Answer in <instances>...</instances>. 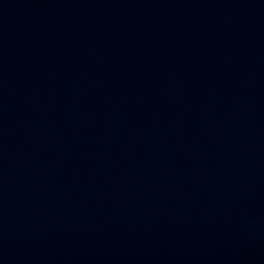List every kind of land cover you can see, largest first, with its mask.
Wrapping results in <instances>:
<instances>
[{
    "label": "water",
    "instance_id": "obj_1",
    "mask_svg": "<svg viewBox=\"0 0 264 264\" xmlns=\"http://www.w3.org/2000/svg\"><path fill=\"white\" fill-rule=\"evenodd\" d=\"M0 264H264V0H0Z\"/></svg>",
    "mask_w": 264,
    "mask_h": 264
}]
</instances>
